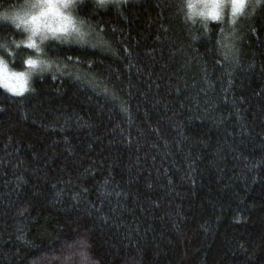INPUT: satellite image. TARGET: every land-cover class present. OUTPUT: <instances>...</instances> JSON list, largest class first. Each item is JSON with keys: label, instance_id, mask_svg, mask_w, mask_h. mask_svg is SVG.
Returning a JSON list of instances; mask_svg holds the SVG:
<instances>
[{"label": "trees", "instance_id": "16d2710c", "mask_svg": "<svg viewBox=\"0 0 264 264\" xmlns=\"http://www.w3.org/2000/svg\"><path fill=\"white\" fill-rule=\"evenodd\" d=\"M179 2L80 0L54 70L0 90V264H264V6Z\"/></svg>", "mask_w": 264, "mask_h": 264}, {"label": "clouds", "instance_id": "9594fccd", "mask_svg": "<svg viewBox=\"0 0 264 264\" xmlns=\"http://www.w3.org/2000/svg\"><path fill=\"white\" fill-rule=\"evenodd\" d=\"M79 4L80 0H17L0 7V25H8L18 34L0 38V90L23 95L33 90L35 78L54 70L50 45L69 44L83 30ZM237 8L238 14L234 12ZM250 10L249 0L243 6L234 0H180L178 4L187 25L205 30L211 24L235 23ZM21 52V66L16 67Z\"/></svg>", "mask_w": 264, "mask_h": 264}, {"label": "snow or ice", "instance_id": "6c2138e0", "mask_svg": "<svg viewBox=\"0 0 264 264\" xmlns=\"http://www.w3.org/2000/svg\"><path fill=\"white\" fill-rule=\"evenodd\" d=\"M234 2H238L243 6L244 0H234ZM100 6H104L105 0H99ZM250 8L252 11H255L257 7L264 6V0H255V2H249ZM240 9H234L235 13H239ZM250 12H247L246 15H250Z\"/></svg>", "mask_w": 264, "mask_h": 264}, {"label": "rangeland", "instance_id": "374dc122", "mask_svg": "<svg viewBox=\"0 0 264 264\" xmlns=\"http://www.w3.org/2000/svg\"><path fill=\"white\" fill-rule=\"evenodd\" d=\"M105 1H107V0H105Z\"/></svg>", "mask_w": 264, "mask_h": 264}]
</instances>
